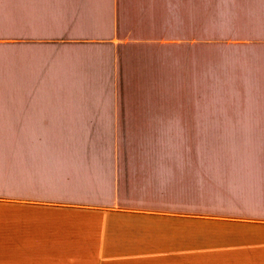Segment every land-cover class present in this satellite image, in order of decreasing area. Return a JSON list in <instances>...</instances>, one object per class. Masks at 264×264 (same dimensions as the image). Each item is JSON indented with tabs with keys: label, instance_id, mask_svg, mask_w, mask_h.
<instances>
[{
	"label": "crops",
	"instance_id": "1",
	"mask_svg": "<svg viewBox=\"0 0 264 264\" xmlns=\"http://www.w3.org/2000/svg\"><path fill=\"white\" fill-rule=\"evenodd\" d=\"M191 1L12 0L0 264H264V158L195 150Z\"/></svg>",
	"mask_w": 264,
	"mask_h": 264
},
{
	"label": "rangeland",
	"instance_id": "2",
	"mask_svg": "<svg viewBox=\"0 0 264 264\" xmlns=\"http://www.w3.org/2000/svg\"><path fill=\"white\" fill-rule=\"evenodd\" d=\"M191 4L195 79L185 85L192 91L187 101L194 105L195 150L264 158V0H192ZM16 24L12 29V0H0L3 91L11 87V36L15 30L18 37L20 19ZM10 130L0 128V155ZM248 156L244 163L260 161ZM1 158L0 169L10 166L9 154Z\"/></svg>",
	"mask_w": 264,
	"mask_h": 264
},
{
	"label": "trees",
	"instance_id": "3",
	"mask_svg": "<svg viewBox=\"0 0 264 264\" xmlns=\"http://www.w3.org/2000/svg\"><path fill=\"white\" fill-rule=\"evenodd\" d=\"M3 169L0 170V183L2 182L4 187H7L11 183V177H10V167H2Z\"/></svg>",
	"mask_w": 264,
	"mask_h": 264
}]
</instances>
